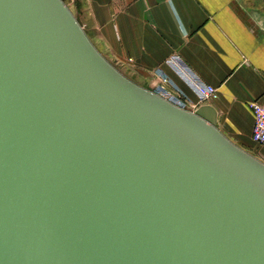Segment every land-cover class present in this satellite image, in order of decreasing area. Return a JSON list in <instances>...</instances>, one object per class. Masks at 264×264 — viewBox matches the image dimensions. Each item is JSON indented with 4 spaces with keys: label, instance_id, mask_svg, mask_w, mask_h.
I'll use <instances>...</instances> for the list:
<instances>
[{
    "label": "water",
    "instance_id": "obj_1",
    "mask_svg": "<svg viewBox=\"0 0 264 264\" xmlns=\"http://www.w3.org/2000/svg\"><path fill=\"white\" fill-rule=\"evenodd\" d=\"M66 0H0V264H264V163L128 80Z\"/></svg>",
    "mask_w": 264,
    "mask_h": 264
},
{
    "label": "crops",
    "instance_id": "obj_2",
    "mask_svg": "<svg viewBox=\"0 0 264 264\" xmlns=\"http://www.w3.org/2000/svg\"><path fill=\"white\" fill-rule=\"evenodd\" d=\"M72 14L98 52L123 76L152 91L161 69L195 104L165 64L177 55L216 89L209 105L218 130L264 163L251 141L248 104L264 100V0H71ZM199 105V106H201ZM191 111V110H190Z\"/></svg>",
    "mask_w": 264,
    "mask_h": 264
},
{
    "label": "built area",
    "instance_id": "obj_3",
    "mask_svg": "<svg viewBox=\"0 0 264 264\" xmlns=\"http://www.w3.org/2000/svg\"><path fill=\"white\" fill-rule=\"evenodd\" d=\"M170 67L188 86L195 95L197 102L194 104L189 97L161 70L154 74L158 83L152 92L168 101L172 105L187 111H194L199 105L208 103L216 98V89L198 78L177 55H171L165 60ZM253 115L251 141L256 146L264 145V100L253 101L248 104Z\"/></svg>",
    "mask_w": 264,
    "mask_h": 264
},
{
    "label": "rangeland",
    "instance_id": "obj_4",
    "mask_svg": "<svg viewBox=\"0 0 264 264\" xmlns=\"http://www.w3.org/2000/svg\"><path fill=\"white\" fill-rule=\"evenodd\" d=\"M65 3H66V6L69 8V10L72 11L73 8H72L71 0H66ZM246 152H248L250 155H252V149L251 148H248Z\"/></svg>",
    "mask_w": 264,
    "mask_h": 264
}]
</instances>
